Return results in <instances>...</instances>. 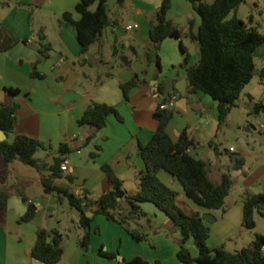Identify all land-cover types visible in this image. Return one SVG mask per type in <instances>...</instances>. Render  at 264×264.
I'll use <instances>...</instances> for the list:
<instances>
[{"label":"crops","instance_id":"0c3cea01","mask_svg":"<svg viewBox=\"0 0 264 264\" xmlns=\"http://www.w3.org/2000/svg\"><path fill=\"white\" fill-rule=\"evenodd\" d=\"M113 1L128 10L129 23L124 27L123 22L112 18L101 41L83 54L73 24L62 20L66 12H71L74 20L81 18L76 11L80 0H0V27L5 38L8 35L7 38L14 41L9 47L6 40H0V104L17 106L15 129L7 139L12 142L17 135L25 134L47 147L35 155L40 168L18 160L8 164L0 157V190H7L11 195L7 208L0 210V264H43L31 256L40 229H58L63 234L64 255L58 264H129L136 257L144 258L149 264H181L177 254L183 235L179 227L167 220H162L153 232L148 230L151 221L149 226H145L142 219L133 221L131 230L137 227L142 229L141 233L146 230L147 238L139 242L120 224L109 221L104 215H96L87 229L90 246L82 247L80 239L84 230L79 225L80 212L66 196L46 193L42 184L43 177L53 178L55 185L70 193L87 190L96 199L112 188L104 171L108 166L122 180L129 195L137 194L140 172L146 168L140 146L152 141L160 126L159 105L174 94L179 96L175 108L170 110L173 115L166 128L168 134L175 142L184 133L192 139L191 154L208 162L209 176L215 183H220L227 171L233 180L224 211L201 206L198 210L192 207L197 204L187 197L177 178L165 170L158 173L159 178L178 193V204L181 201L194 212L215 216V225L205 220L210 228L208 245L211 248L225 245L242 228L245 190L264 194V151L246 153L238 152L234 146L229 149L224 146V142L237 137L242 125L249 122L247 114L251 110L247 112L244 106L252 108L257 101L264 104L261 76L264 67L256 85L252 84L253 78L231 110L225 126L219 130L218 103L201 92L191 93L187 79L188 68L198 64L201 57L200 46L196 47L198 42L191 38L201 25L192 4L188 0H176L183 13L170 16L169 11L168 19L179 28L182 37L167 38L160 44L159 66L155 54H151L150 28L163 0ZM96 7L92 6L91 10ZM182 16L187 20H179ZM134 25L138 28L128 29ZM43 36L45 40H41ZM23 40L40 52L36 62H15L7 55ZM45 43L52 46L47 58L41 53ZM181 43L191 55L188 64L184 61ZM34 68L42 78L31 75ZM132 80L136 85L129 89L126 97L121 86ZM92 103L114 106L119 117L110 116L107 126L87 144L94 129L81 127L78 121ZM261 116L264 120V114ZM258 133L264 139V123ZM62 144L70 147L65 156L59 151ZM222 149L244 157V168L234 169L233 159L224 161ZM214 152L216 162L212 157ZM59 159H62L61 165L69 160L67 172L57 165ZM236 185L244 189L237 195L233 193ZM30 203L37 208L36 217L29 223H21L20 218ZM149 204H142L145 213L160 218L159 208L151 209ZM186 246L194 257L199 255L193 238ZM101 250L115 257L102 256Z\"/></svg>","mask_w":264,"mask_h":264},{"label":"trees","instance_id":"16d2710c","mask_svg":"<svg viewBox=\"0 0 264 264\" xmlns=\"http://www.w3.org/2000/svg\"><path fill=\"white\" fill-rule=\"evenodd\" d=\"M195 12L201 18V25L197 34L191 38L199 43L200 61L187 70V79L191 93L201 92L210 96L218 103V122L221 130L231 110L237 105L246 86L253 80L256 72L255 53L264 45V33L257 28L249 27L241 18L229 15L237 10L244 0H214L212 3L204 0H188ZM109 0H80L76 7L80 14L79 20L73 19L71 12L62 16L65 22H71L77 33L82 52L87 53L89 48L101 41L104 30L111 25L108 9ZM97 5L94 11L91 7ZM172 7V0H163L151 23L150 38L153 44L151 54H155L160 66L158 50L160 44L167 38L181 39V31L168 19ZM5 32L0 27V40H6L8 46L14 43L13 39L5 38ZM45 40V37H41ZM42 55L47 58L52 46L50 43L42 45ZM185 53V63L188 64L191 55L181 43ZM33 77L42 78L43 75L34 68ZM261 76L264 78V70ZM136 85L132 80L121 87L127 97L130 88ZM17 93L18 90H11ZM17 106L0 104V131L7 137L14 132ZM264 104L257 103L255 112H263ZM119 117L114 106L92 103L84 115L79 119L81 127L90 126L94 129L86 143H91L97 134L103 130L110 116ZM171 111H161L157 114L160 126L152 141L140 146V154L145 161L146 168L140 172V189L135 195H129L123 187V182L105 166L104 171L112 184L111 190L94 199L87 190H82L79 195L70 193L58 187L53 178H42L46 193H57L66 196L71 205L81 214L79 225L84 230L80 245L86 249L90 246V233L87 229L93 222L94 216L104 215L109 221L116 222L127 229L137 241H143L147 234L131 230L129 223L138 221L147 214L142 208L144 203H153L170 219L174 226L179 227L182 239L179 244L177 257L181 264H264V235L257 234L253 243L242 250L232 253L223 246L211 248L207 241L210 237V228L205 223V217L200 212L186 213L178 204V193L166 185L158 176L160 170H165L177 178L189 199L197 205L208 210H225L226 198L233 187V180L228 173H224L220 183H215L209 176V164L203 159L191 154L193 141L184 133L175 142L168 134L166 128L172 118ZM210 145H213L210 143ZM47 149L46 145L37 138L19 134L10 142L8 139L0 141V157L8 164L20 161L34 168H40L36 153ZM62 156L70 152L67 144L59 148ZM96 153L94 154V156ZM236 170H242L246 160L242 156L232 158ZM62 159L57 161L61 165ZM10 193L0 190V210L7 208ZM28 202L26 197H23ZM126 206V211L123 207ZM91 212L92 215H89ZM264 217V194L246 193L244 198L243 226L247 229L256 227L255 213ZM37 208L33 203L28 205L27 212L20 218L21 223H29L36 217ZM193 238L199 250V255L194 257L186 244ZM63 234L58 229H40L37 240L32 249L33 259L43 264H58L63 255ZM102 256L114 258L110 253L103 252ZM129 264H149L142 257H136Z\"/></svg>","mask_w":264,"mask_h":264},{"label":"rangeland","instance_id":"374dc122","mask_svg":"<svg viewBox=\"0 0 264 264\" xmlns=\"http://www.w3.org/2000/svg\"><path fill=\"white\" fill-rule=\"evenodd\" d=\"M204 1L212 3L214 0H204ZM108 9L110 12L109 14H110L111 20L112 18H116L117 20H119L120 23L121 22L124 23V27L129 23L128 21L129 12L128 10H124L121 4L114 3V1L112 2V0H110V2H108ZM170 10H171L170 14L172 13L170 16L172 15L175 16V15L183 13V8L179 5V2H177L176 0L173 1L172 7ZM234 16H238L239 18H241L249 27L257 28L259 32L264 33V0H244L243 4H241V6L237 10L233 11L229 15V18H232ZM181 18L184 21L187 20L183 16L180 17L179 20H181ZM187 44L191 46L188 40H187ZM196 45H197L196 47L199 48V44L196 43ZM255 63H256V72H255V77L252 83L253 85H256V83L258 82L259 72L264 67V45L258 48V51L255 54ZM248 102L249 101L247 100V103ZM257 102L259 103L260 101H257ZM244 110H246L247 112L251 110V113L247 114L248 117L250 116V118H248L249 122L246 125L245 124L242 125V128L239 130L237 137L234 136V138H232L231 140L224 142V146L227 149H229L231 146H234L235 148H237L238 152L244 151L246 153H249L253 150H256V151L263 150L264 151V141L256 137V134L258 133V129L260 128L261 124L264 123L263 117L261 116V114H264V111L261 113H257L255 112V106H253L252 108H249L248 105L244 106ZM222 153L225 156L224 161L226 160L229 161V159H232L233 157H235V155L226 153L224 149H222ZM215 155H216V152L212 154V157H214V161L216 162L217 158L215 157ZM226 173H228V171ZM240 189H243L242 185H238L237 188H235L233 193L237 195V192L239 193ZM246 193H252V192L248 191V189L245 190V192L242 194L243 198H245ZM186 201L187 202L189 201L188 203L189 204L191 203L190 205H193L192 202H190V200L187 199ZM179 204L186 213L188 214L195 213L193 210L190 209V207L187 204L183 205L181 201L179 202ZM149 205H151V209L157 207L153 203H150ZM197 206H192V207L200 210V206H198L199 208H197ZM158 213H160L159 214L160 218L156 217L155 215H151V214L150 216L147 215L146 217L141 218L145 226H149L150 225L149 222L150 221L152 222L151 228H148L149 231L153 232L156 227L160 226V222L162 220L164 221L167 220L171 222L170 219L166 216V214L163 213L161 210H159ZM207 214L211 215L212 217H215L213 214H209V213ZM205 215L206 214H204V216ZM255 220H256V227L254 229H247L244 226H242L241 229H238L236 231L235 236L232 239L227 240L225 245H221V246H223L227 251L232 252V253L238 252L242 250L243 248L249 247L255 240V237L257 234L264 235V217L258 212H256ZM207 221L208 223H212L214 225L216 224L214 221H210V220H207ZM131 223H129V226H131ZM137 228L139 232L142 230V229L140 230L139 227ZM145 231L146 230H144L143 233ZM195 247L197 248L196 243H195Z\"/></svg>","mask_w":264,"mask_h":264},{"label":"water","instance_id":"95a60500","mask_svg":"<svg viewBox=\"0 0 264 264\" xmlns=\"http://www.w3.org/2000/svg\"><path fill=\"white\" fill-rule=\"evenodd\" d=\"M9 58L15 62H19L20 60H25L27 62L34 63L38 60L40 52L36 49L30 47L26 41H20L15 44L7 53ZM256 137L264 141L263 135L261 133H257ZM7 139V135L4 131H0V141H4ZM206 220L215 221L216 218L211 215L206 214Z\"/></svg>","mask_w":264,"mask_h":264},{"label":"built area","instance_id":"2783aa9c","mask_svg":"<svg viewBox=\"0 0 264 264\" xmlns=\"http://www.w3.org/2000/svg\"><path fill=\"white\" fill-rule=\"evenodd\" d=\"M132 28H138V25H134V26H129L128 29H132ZM178 94H174L170 97H168L163 103H161L159 105V109L161 111H170L173 110L175 108L176 102L178 100ZM231 151H234V148H231ZM61 169L64 172H67L69 170V160L66 159L62 165H61ZM81 193V191L77 192L75 195H79ZM262 253L264 254V245L262 247Z\"/></svg>","mask_w":264,"mask_h":264}]
</instances>
